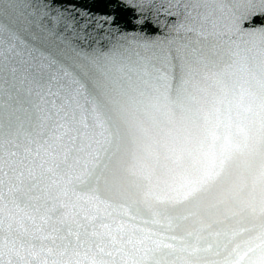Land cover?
<instances>
[{
    "label": "snow or ice",
    "instance_id": "1",
    "mask_svg": "<svg viewBox=\"0 0 264 264\" xmlns=\"http://www.w3.org/2000/svg\"><path fill=\"white\" fill-rule=\"evenodd\" d=\"M0 264H264V0H0Z\"/></svg>",
    "mask_w": 264,
    "mask_h": 264
}]
</instances>
